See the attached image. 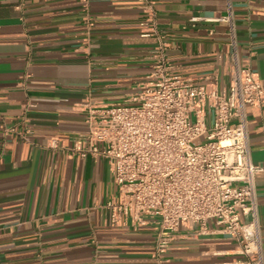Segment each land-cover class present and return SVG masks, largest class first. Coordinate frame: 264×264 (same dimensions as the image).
<instances>
[{"label":"crops","instance_id":"obj_1","mask_svg":"<svg viewBox=\"0 0 264 264\" xmlns=\"http://www.w3.org/2000/svg\"><path fill=\"white\" fill-rule=\"evenodd\" d=\"M225 2L0 0V264H159L154 223H110L118 186L107 160L71 150L86 137L82 103L125 102L161 59L209 89L228 85L236 59L264 86V0H231L235 54L227 24L189 21L224 14ZM245 112L252 161L264 167V99ZM255 193L264 260V172ZM208 226H181L163 264L241 256Z\"/></svg>","mask_w":264,"mask_h":264},{"label":"built area","instance_id":"obj_2","mask_svg":"<svg viewBox=\"0 0 264 264\" xmlns=\"http://www.w3.org/2000/svg\"><path fill=\"white\" fill-rule=\"evenodd\" d=\"M225 3L224 14L193 15L189 21L227 24L235 54L231 0ZM263 99L258 77L236 59L231 79L221 89L170 75L161 59L150 80L125 102L82 103L86 137L71 150L107 160L118 186L117 198L106 204L110 223H154L153 256L159 264L181 226L192 224L203 234L210 221L240 247L239 258L221 264H264L255 193L264 167L252 161L245 112ZM49 147L59 148L58 140Z\"/></svg>","mask_w":264,"mask_h":264},{"label":"rangeland","instance_id":"obj_3","mask_svg":"<svg viewBox=\"0 0 264 264\" xmlns=\"http://www.w3.org/2000/svg\"><path fill=\"white\" fill-rule=\"evenodd\" d=\"M193 118V116H191V119ZM193 120V119H192ZM199 142V141H198Z\"/></svg>","mask_w":264,"mask_h":264}]
</instances>
